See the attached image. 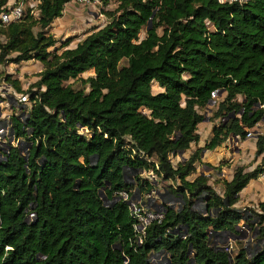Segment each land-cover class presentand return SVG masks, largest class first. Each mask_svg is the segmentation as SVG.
Segmentation results:
<instances>
[{
    "label": "trees",
    "instance_id": "1",
    "mask_svg": "<svg viewBox=\"0 0 264 264\" xmlns=\"http://www.w3.org/2000/svg\"><path fill=\"white\" fill-rule=\"evenodd\" d=\"M9 1L0 0V13ZM32 1L0 24V64L41 66L25 89L0 75L29 103L11 105L21 113L8 120L15 145L0 150V264H157V254L161 264H264V199L234 208L264 173V135L255 139L260 162L236 166L221 193L195 172L202 150L245 138L264 114V0H119L72 47L70 39L56 46L47 31L67 0ZM77 79L79 88L65 83ZM206 117L211 136L197 147ZM125 170L170 181L168 193L182 202L161 205L163 218L140 244L114 192L140 202L152 180L127 181ZM198 200L202 211L192 208ZM240 222L254 234L250 252ZM230 239L234 252L225 249Z\"/></svg>",
    "mask_w": 264,
    "mask_h": 264
},
{
    "label": "rangeland",
    "instance_id": "2",
    "mask_svg": "<svg viewBox=\"0 0 264 264\" xmlns=\"http://www.w3.org/2000/svg\"><path fill=\"white\" fill-rule=\"evenodd\" d=\"M29 0H27L24 4V7L27 6V3ZM115 7V4L109 3L106 0L101 2V6H82L78 4H74L70 7L67 6V9L65 10V14H67V23L63 27L59 28L58 31H55L51 28V25L47 28V31L51 33L59 42L56 43V46L60 44V42H63L66 39H70L68 42V47H72L75 45V43L81 39L83 36H85L88 32L92 31L93 29H96L100 26H102L105 21L107 20L106 15L104 14L103 10H111ZM33 12L36 14V10L33 9ZM69 15V16H68ZM68 26V27H67ZM37 30V27H33V31L35 32ZM144 36V27L141 28L139 32V38H142ZM33 61H23L19 63H3L0 64V75L1 74H12L13 78H17L20 80L21 87L25 89L31 82H33L36 77L34 74L37 73V71L33 70L34 68L32 66ZM31 66V67H29ZM41 69V66H39ZM37 69V68H36ZM31 71V72H29ZM90 72L81 74L82 78L90 75ZM71 83L73 88H79L81 87V84L79 80H69L65 83ZM86 90V88H85ZM20 94H17L13 92L12 88L4 84L3 81L0 79V97L2 98L0 100V129L4 131L5 124L8 123L9 117L14 114L17 116H21L20 110L16 107L12 108L11 105L15 104L16 100H20L18 98ZM26 104V108H28L29 103L27 101L24 102ZM5 134V135H4ZM8 145H15V140L11 134L6 135V133H3V136L0 137V150L3 148H6ZM18 145L21 150H24L25 148V142L19 141ZM175 159H173L174 161ZM178 160V157H177ZM250 164L249 167H247V170L252 169L255 165ZM247 164V165H248ZM133 175L140 176L139 178H147L148 180H154L157 181L154 185L156 189V199H151L154 203V209H160L161 205L169 206L170 208L177 209L180 207V204L182 203L180 199L175 197L174 195L168 193V189L170 188V181H162L159 178H152V175L150 172H144V171H124V177L127 181H131V177ZM259 180L261 182H264V178L261 177ZM260 182V183H261ZM214 190H216L218 193H221L222 190V184L218 181L212 180L209 183ZM251 187V186H250ZM253 187V186H252ZM166 190V191H164ZM153 193V192H152ZM151 193L150 196H153ZM162 194V196H160ZM261 197L264 198V192H260ZM155 200V201H154ZM157 200V201H156ZM161 200V201H160ZM256 203H253L251 206H244L241 210L244 208H252L256 209L255 207ZM202 203L200 200L196 201L192 208L196 209L197 211H202ZM246 214V213H245ZM237 230L239 231V240H241L245 246H247V251L250 252L252 248H254L255 245H257L256 242L253 241L254 234L248 229L247 226H242V222L238 224ZM229 250H232L234 252L238 246L239 243L233 241L232 239L229 240ZM250 245V246H249ZM152 260L157 263L161 264L165 261V257L162 254L153 255Z\"/></svg>",
    "mask_w": 264,
    "mask_h": 264
},
{
    "label": "crops",
    "instance_id": "3",
    "mask_svg": "<svg viewBox=\"0 0 264 264\" xmlns=\"http://www.w3.org/2000/svg\"><path fill=\"white\" fill-rule=\"evenodd\" d=\"M72 6V4L68 5V7ZM67 9V7H66ZM60 17L55 18L51 22V29L58 31L59 28L63 27L67 23V14L62 12ZM69 16V15H68ZM68 27V26H67ZM30 61V60H28ZM32 61V60H31ZM32 68L34 71H39L40 63L37 61H33ZM31 67V66H29ZM37 68V69H36ZM31 72V71H29ZM212 122L208 120H203L197 126V133L199 135V139L197 142V147L202 146L207 139L211 136V127ZM250 130L255 133L252 138H243L238 139L236 137H229L220 145L214 147L211 150H202L200 153L199 162L195 164V172H203L206 176H208V184L214 180L220 182V180H229L232 174L233 169L239 165H245L246 169L252 165H256L260 162V158L262 156H255V139L256 135H264V114L262 118L252 127ZM194 146H191L193 149ZM185 156V154H184ZM179 158H182V154L178 155ZM209 164L211 166H218L219 169H212L207 167L205 164ZM247 164L249 166H247ZM154 177V176H153ZM261 177L264 178V173L259 175L256 179H251L247 185L238 193V199L234 204V208L241 210L244 206H251L253 203H257L264 198L261 197L260 192H264V182L259 180ZM152 179L153 188L146 193L142 194L140 203L145 204L147 207H154L155 203L151 199H156V189L154 187L155 183ZM261 182V183H260ZM251 186V187H250ZM253 186V187H252ZM166 191V190H164ZM153 192V193H152ZM151 193L153 196H150ZM162 196V194H160ZM155 201V200H154ZM157 201V200H156ZM161 201V200H160Z\"/></svg>",
    "mask_w": 264,
    "mask_h": 264
},
{
    "label": "built area",
    "instance_id": "4",
    "mask_svg": "<svg viewBox=\"0 0 264 264\" xmlns=\"http://www.w3.org/2000/svg\"><path fill=\"white\" fill-rule=\"evenodd\" d=\"M103 0H67L62 5V12H65L66 7L70 4H78L82 6H101V2ZM109 3L117 4L119 0H106ZM245 0H217L219 3L224 2H242ZM26 0H11L8 2V9L0 13V24H8L9 22L15 21L19 19L22 15L24 10V4ZM34 2L29 0L27 3L28 5H32ZM63 14V13H62ZM216 92H212L211 96H214ZM18 98L20 101H25V96L19 95ZM3 133L8 135L10 133L9 122L5 124L4 131L0 129V137L3 136ZM5 135V134H4ZM255 135L250 129L247 130L245 137L252 138ZM153 178V175H152ZM114 196L116 199H122L126 201L129 214L133 220L132 228L136 233V243L140 244L142 236L144 234L145 228L151 223L152 221L159 222L163 218V211L162 207L160 209L149 208L145 204H141L138 201L133 200L131 196L125 191H118L114 192ZM31 217V215H29ZM229 245L225 248L229 250Z\"/></svg>",
    "mask_w": 264,
    "mask_h": 264
},
{
    "label": "water",
    "instance_id": "5",
    "mask_svg": "<svg viewBox=\"0 0 264 264\" xmlns=\"http://www.w3.org/2000/svg\"><path fill=\"white\" fill-rule=\"evenodd\" d=\"M150 23V19L148 20V24ZM147 29V28H146ZM204 120H206V118L204 119ZM25 159H26V157H25ZM99 194H100V196H101V198L103 199V200H105V196L101 193V192H99Z\"/></svg>",
    "mask_w": 264,
    "mask_h": 264
}]
</instances>
